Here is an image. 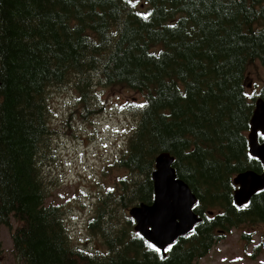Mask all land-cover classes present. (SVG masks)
<instances>
[{"label":"trees","instance_id":"16d2710c","mask_svg":"<svg viewBox=\"0 0 264 264\" xmlns=\"http://www.w3.org/2000/svg\"><path fill=\"white\" fill-rule=\"evenodd\" d=\"M143 6L0 0V228L17 223L12 242L20 264H197L231 230L264 224V190L238 207L233 184L242 172H264L248 141L264 88L250 97L246 82L252 62L264 67V0H145ZM70 84L84 103L97 84L138 95L127 146L105 169L130 174L119 180L125 209L153 203L161 153L175 158L178 178L196 195L201 222L165 256L128 216L113 232L100 228L98 210L88 224L98 227L107 249L80 248L62 207L48 204L42 165L56 160L58 133L50 97L54 87ZM114 191L100 195L97 208Z\"/></svg>","mask_w":264,"mask_h":264},{"label":"rangeland","instance_id":"374dc122","mask_svg":"<svg viewBox=\"0 0 264 264\" xmlns=\"http://www.w3.org/2000/svg\"><path fill=\"white\" fill-rule=\"evenodd\" d=\"M134 1L145 4V0ZM246 82L250 97L264 88V67L259 61L248 67ZM137 97L123 87L97 84L84 103L80 91L72 84L53 88L50 124L58 128L53 137L56 160L52 162L50 154V160H44L42 165L48 204L62 207L73 243L85 250L107 249L98 227L94 231L89 228L88 222L97 216V210L102 214L100 228L108 227L113 232L122 225L124 217H130V209L138 206L125 209L119 202L123 190L119 180L125 177L129 180L130 174L116 166L105 172L126 148L134 130L137 112L133 103ZM109 189L115 190L111 199L97 208L100 195ZM16 225L13 219L11 228H0V264H20L13 254L12 234ZM197 264H264V224L231 230Z\"/></svg>","mask_w":264,"mask_h":264},{"label":"water","instance_id":"95a60500","mask_svg":"<svg viewBox=\"0 0 264 264\" xmlns=\"http://www.w3.org/2000/svg\"><path fill=\"white\" fill-rule=\"evenodd\" d=\"M264 99L255 100V110L251 119L248 135L250 155L264 165ZM175 158L169 153H161L156 158L155 171L152 174L154 184L153 203L140 204L130 209L134 220V231L166 255L168 247L179 238L194 231L201 222L194 208L198 199L189 185L178 178L175 170ZM233 184L236 187L234 201L238 207L248 204L253 197L264 190V172L248 170L238 174Z\"/></svg>","mask_w":264,"mask_h":264}]
</instances>
